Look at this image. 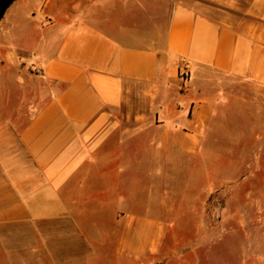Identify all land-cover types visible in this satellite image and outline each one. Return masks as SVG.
Returning <instances> with one entry per match:
<instances>
[{
	"label": "crops",
	"instance_id": "1",
	"mask_svg": "<svg viewBox=\"0 0 264 264\" xmlns=\"http://www.w3.org/2000/svg\"><path fill=\"white\" fill-rule=\"evenodd\" d=\"M134 4L0 18V264H146L167 228L136 162L194 151L220 115L264 120V0Z\"/></svg>",
	"mask_w": 264,
	"mask_h": 264
},
{
	"label": "rangeland",
	"instance_id": "2",
	"mask_svg": "<svg viewBox=\"0 0 264 264\" xmlns=\"http://www.w3.org/2000/svg\"><path fill=\"white\" fill-rule=\"evenodd\" d=\"M169 2L134 0L135 13L158 14ZM253 120L220 115L194 151L163 159L151 149L136 162L135 190L162 203L167 228L146 264H264V120Z\"/></svg>",
	"mask_w": 264,
	"mask_h": 264
},
{
	"label": "water",
	"instance_id": "3",
	"mask_svg": "<svg viewBox=\"0 0 264 264\" xmlns=\"http://www.w3.org/2000/svg\"><path fill=\"white\" fill-rule=\"evenodd\" d=\"M13 0H0V18L2 17L5 9Z\"/></svg>",
	"mask_w": 264,
	"mask_h": 264
},
{
	"label": "built area",
	"instance_id": "4",
	"mask_svg": "<svg viewBox=\"0 0 264 264\" xmlns=\"http://www.w3.org/2000/svg\"><path fill=\"white\" fill-rule=\"evenodd\" d=\"M180 76H181L182 78L186 79V78L189 76V74L186 73V72H184V71H182V72L180 73Z\"/></svg>",
	"mask_w": 264,
	"mask_h": 264
}]
</instances>
